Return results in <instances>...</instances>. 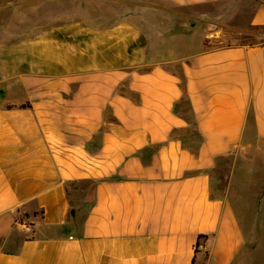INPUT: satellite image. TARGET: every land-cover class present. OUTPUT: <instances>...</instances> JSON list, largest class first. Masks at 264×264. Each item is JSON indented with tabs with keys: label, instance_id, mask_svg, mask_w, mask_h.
Segmentation results:
<instances>
[{
	"label": "crops",
	"instance_id": "0c3cea01",
	"mask_svg": "<svg viewBox=\"0 0 264 264\" xmlns=\"http://www.w3.org/2000/svg\"><path fill=\"white\" fill-rule=\"evenodd\" d=\"M224 3L264 25V0L5 8L0 264H264V46L190 22Z\"/></svg>",
	"mask_w": 264,
	"mask_h": 264
},
{
	"label": "rangeland",
	"instance_id": "374dc122",
	"mask_svg": "<svg viewBox=\"0 0 264 264\" xmlns=\"http://www.w3.org/2000/svg\"><path fill=\"white\" fill-rule=\"evenodd\" d=\"M16 0H0V7L3 6V8H0V22L1 18L4 16L5 13L4 10L5 8H9L10 3ZM5 6V7H4ZM205 7V6H204ZM209 7V6H206ZM6 8V9H7ZM12 8V6H11ZM211 8V7H210ZM217 10L216 12H205V14L209 15L210 18H207L205 16L199 17V18H193L190 20V22H193L195 24H199L200 27H202L204 30H209L211 33L216 34L217 37H213L210 39H207V45L209 46H229V45H238L242 41H244L243 35L244 34H249L255 37V40L257 42H263L264 41V30H257V29H252L249 30L250 24H247L245 28L241 29L238 26H235L231 23H228L226 21L220 20L223 19L222 11L224 9L223 13L227 12V3L221 4L216 7ZM7 12V11H6ZM11 11H8L6 13V16L10 15ZM217 13H219V19L215 20L214 17H216ZM6 17V18H7ZM189 22V23H190ZM198 32V29H195L194 33ZM253 192H256V183L253 184Z\"/></svg>",
	"mask_w": 264,
	"mask_h": 264
},
{
	"label": "trees",
	"instance_id": "16d2710c",
	"mask_svg": "<svg viewBox=\"0 0 264 264\" xmlns=\"http://www.w3.org/2000/svg\"><path fill=\"white\" fill-rule=\"evenodd\" d=\"M252 29L264 30V25H250L249 30H252ZM243 38H244V41H242L240 43L241 45H250V46H252V45H263L264 46V41L263 42H257L255 40V37L252 35H249L248 33L244 34ZM205 41H207V40H205Z\"/></svg>",
	"mask_w": 264,
	"mask_h": 264
},
{
	"label": "built area",
	"instance_id": "2783aa9c",
	"mask_svg": "<svg viewBox=\"0 0 264 264\" xmlns=\"http://www.w3.org/2000/svg\"><path fill=\"white\" fill-rule=\"evenodd\" d=\"M22 226L25 232L29 233L32 231L31 225L29 223L25 222Z\"/></svg>",
	"mask_w": 264,
	"mask_h": 264
}]
</instances>
